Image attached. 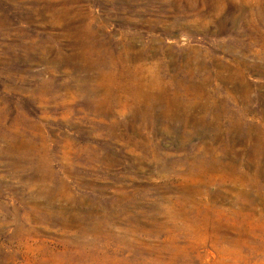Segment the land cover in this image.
Returning a JSON list of instances; mask_svg holds the SVG:
<instances>
[{
    "label": "rangeland",
    "instance_id": "374dc122",
    "mask_svg": "<svg viewBox=\"0 0 264 264\" xmlns=\"http://www.w3.org/2000/svg\"><path fill=\"white\" fill-rule=\"evenodd\" d=\"M0 264H264V0H0Z\"/></svg>",
    "mask_w": 264,
    "mask_h": 264
}]
</instances>
